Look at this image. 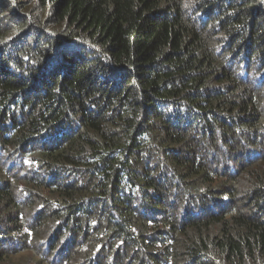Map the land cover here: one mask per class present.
Wrapping results in <instances>:
<instances>
[{
	"label": "trees",
	"instance_id": "obj_1",
	"mask_svg": "<svg viewBox=\"0 0 264 264\" xmlns=\"http://www.w3.org/2000/svg\"><path fill=\"white\" fill-rule=\"evenodd\" d=\"M31 242L264 264V0H0V264Z\"/></svg>",
	"mask_w": 264,
	"mask_h": 264
},
{
	"label": "rangeland",
	"instance_id": "obj_2",
	"mask_svg": "<svg viewBox=\"0 0 264 264\" xmlns=\"http://www.w3.org/2000/svg\"><path fill=\"white\" fill-rule=\"evenodd\" d=\"M35 245L32 242L25 243L22 252L18 255H10V260L6 264H37L36 260L41 257L42 250Z\"/></svg>",
	"mask_w": 264,
	"mask_h": 264
}]
</instances>
